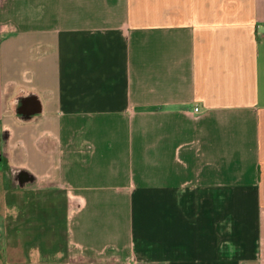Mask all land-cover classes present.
Here are the masks:
<instances>
[{"label":"crops","instance_id":"1","mask_svg":"<svg viewBox=\"0 0 264 264\" xmlns=\"http://www.w3.org/2000/svg\"><path fill=\"white\" fill-rule=\"evenodd\" d=\"M11 3L0 264H264V0Z\"/></svg>","mask_w":264,"mask_h":264},{"label":"rangeland","instance_id":"2","mask_svg":"<svg viewBox=\"0 0 264 264\" xmlns=\"http://www.w3.org/2000/svg\"><path fill=\"white\" fill-rule=\"evenodd\" d=\"M14 11L15 6H13L11 0H0V116L2 115V110H5V104L7 103L6 98L11 92L12 82L14 79H18V77L14 76L13 74L18 73V76L21 78L27 75V71L25 70L24 66H26L25 64L29 60L28 54L17 53L13 52L12 50L3 51L1 49L2 46H7L8 44H10V46L12 45L14 30L19 32V29L22 31L26 27L25 24L27 22L18 23L12 19V14ZM19 62H21V65ZM25 71L26 73H24ZM22 81L25 80L22 79ZM1 119L2 118H0V162L2 158L12 156V134L9 129L3 127ZM203 199L204 198H200L198 201L201 200L203 202ZM225 199L226 198L224 197H217L213 198V202L216 200L218 205H222L225 204ZM215 218L217 219V216H214V219ZM4 233H7L6 230H4ZM228 235L231 236L232 234Z\"/></svg>","mask_w":264,"mask_h":264},{"label":"built area","instance_id":"3","mask_svg":"<svg viewBox=\"0 0 264 264\" xmlns=\"http://www.w3.org/2000/svg\"><path fill=\"white\" fill-rule=\"evenodd\" d=\"M199 108L197 106L194 107V111H198Z\"/></svg>","mask_w":264,"mask_h":264}]
</instances>
